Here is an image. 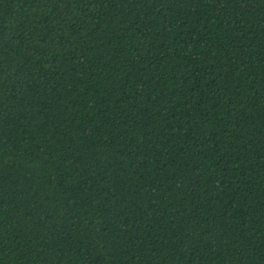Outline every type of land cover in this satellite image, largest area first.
Segmentation results:
<instances>
[{
    "label": "trees",
    "instance_id": "obj_1",
    "mask_svg": "<svg viewBox=\"0 0 264 264\" xmlns=\"http://www.w3.org/2000/svg\"><path fill=\"white\" fill-rule=\"evenodd\" d=\"M0 264H264V0H0Z\"/></svg>",
    "mask_w": 264,
    "mask_h": 264
}]
</instances>
